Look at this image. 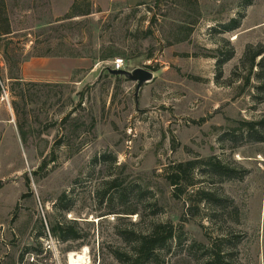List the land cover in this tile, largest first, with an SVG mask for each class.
<instances>
[{
  "label": "rangeland",
  "instance_id": "1",
  "mask_svg": "<svg viewBox=\"0 0 264 264\" xmlns=\"http://www.w3.org/2000/svg\"><path fill=\"white\" fill-rule=\"evenodd\" d=\"M0 34V264L85 249V264H121L125 238L159 225L177 234L159 264H264V54L245 60L264 53V0H0ZM43 56L124 59L155 80L138 101L108 73L15 81ZM192 161L207 165L171 186ZM64 194L82 240L52 233Z\"/></svg>",
  "mask_w": 264,
  "mask_h": 264
},
{
  "label": "trees",
  "instance_id": "2",
  "mask_svg": "<svg viewBox=\"0 0 264 264\" xmlns=\"http://www.w3.org/2000/svg\"><path fill=\"white\" fill-rule=\"evenodd\" d=\"M73 9H76V5L73 6ZM10 33L11 28L8 26L5 35H8ZM263 54V52L257 51L253 55H250L249 51L246 52L245 60L251 63V68L253 69L256 66L257 59ZM262 76L264 78V74ZM246 125L248 128H250L251 131H255L258 127L263 125V122L248 123ZM256 141L264 142V136L258 138ZM203 165H207L206 162L192 161L188 162L187 164L181 165L177 168L174 174L168 178V181L170 182L171 186L176 187V189H182V183L185 179L183 174L187 170L195 171ZM209 165L215 168H220L218 164ZM116 183L117 182L115 181L112 182V186L116 185ZM204 195L206 196L207 194ZM67 199V195L64 194L55 204V210L61 215H64V218L62 222L57 223L52 229L53 235L63 243H68L70 241H79L83 239L81 232H79V229L77 227L78 222L69 221L65 216L72 211L70 205L66 204ZM176 238L177 234L171 225H159L152 228L150 232L141 234V236L137 237L133 241L125 238L124 242L130 246V249L124 252L118 251L115 254V257L121 264H159L158 261L160 259L162 251L166 249L167 246H169L173 241H175ZM220 257L221 255L219 253L216 254V258L220 259ZM216 258H214L212 263L215 262Z\"/></svg>",
  "mask_w": 264,
  "mask_h": 264
},
{
  "label": "crops",
  "instance_id": "3",
  "mask_svg": "<svg viewBox=\"0 0 264 264\" xmlns=\"http://www.w3.org/2000/svg\"><path fill=\"white\" fill-rule=\"evenodd\" d=\"M12 28L9 40L16 34ZM2 58V56H1ZM107 68L99 61L81 57H31L21 66L18 80L29 84H76L82 85ZM0 69L7 72L9 67L2 58ZM127 70H129L127 68Z\"/></svg>",
  "mask_w": 264,
  "mask_h": 264
},
{
  "label": "water",
  "instance_id": "4",
  "mask_svg": "<svg viewBox=\"0 0 264 264\" xmlns=\"http://www.w3.org/2000/svg\"><path fill=\"white\" fill-rule=\"evenodd\" d=\"M107 73L114 77H125L128 80L135 82L137 84L136 93H135V98L137 101L139 99L140 92L142 91V89L147 84L152 83L155 80V73L145 68L116 71L111 67L104 68L99 74L97 79L100 80Z\"/></svg>",
  "mask_w": 264,
  "mask_h": 264
},
{
  "label": "bare ground",
  "instance_id": "5",
  "mask_svg": "<svg viewBox=\"0 0 264 264\" xmlns=\"http://www.w3.org/2000/svg\"><path fill=\"white\" fill-rule=\"evenodd\" d=\"M262 161H264V159L262 157H260ZM86 253H87V249H85L84 253L82 254H75V253H71L69 255V264H85V260H86Z\"/></svg>",
  "mask_w": 264,
  "mask_h": 264
},
{
  "label": "built area",
  "instance_id": "6",
  "mask_svg": "<svg viewBox=\"0 0 264 264\" xmlns=\"http://www.w3.org/2000/svg\"><path fill=\"white\" fill-rule=\"evenodd\" d=\"M112 69L116 71L127 70V65L124 59H115L113 62Z\"/></svg>",
  "mask_w": 264,
  "mask_h": 264
}]
</instances>
